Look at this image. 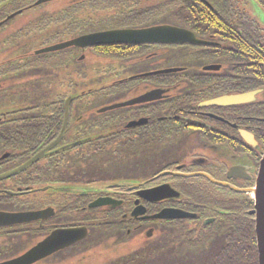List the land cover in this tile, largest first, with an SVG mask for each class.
<instances>
[{
	"label": "flooded vegetation",
	"instance_id": "af4514ba",
	"mask_svg": "<svg viewBox=\"0 0 264 264\" xmlns=\"http://www.w3.org/2000/svg\"><path fill=\"white\" fill-rule=\"evenodd\" d=\"M14 1L0 3L7 6L0 43L20 49L0 53V264H221L215 224L230 214L229 196L240 195L255 219L246 192L264 153V25L252 3L264 11V0H28L8 7ZM157 27L193 40L58 49L80 37ZM178 50L192 66L160 62ZM94 88L65 111L68 98ZM155 90L163 94L154 98ZM92 99L120 107L109 111L111 104ZM76 171L84 172L58 176ZM151 190L161 197H140ZM161 211L188 216L155 219Z\"/></svg>",
	"mask_w": 264,
	"mask_h": 264
},
{
	"label": "water",
	"instance_id": "95a60500",
	"mask_svg": "<svg viewBox=\"0 0 264 264\" xmlns=\"http://www.w3.org/2000/svg\"><path fill=\"white\" fill-rule=\"evenodd\" d=\"M51 1V0H39L36 5H39L41 3ZM192 36V37H191ZM189 38L193 40V35L189 32L180 30L178 28H170V27H157L152 28L149 30H140V31H134V30H126V31H111V32H105L95 35H89L85 37H80L78 39H75V41L63 44L62 46H58V49H61L63 47H67L70 45H78L79 43L82 45H94V44H117L121 41L127 40L130 43L134 42H160V43H182L183 41H187ZM165 71H174V70H165ZM163 94V91L161 90H155L151 93V95L154 98H159ZM70 100H67L65 102V111H67L68 103ZM119 107L117 106H110L107 108V110ZM67 112L65 113V119ZM65 123V122H64ZM132 124H129V126H132ZM58 140L50 144L46 149L39 152L36 156H34L32 159H30L26 164L20 168V170L24 169L28 165L37 162L38 160L42 159L44 157V152L50 150L54 145L57 143ZM254 199V210L251 212L255 216V241H256V247H257V253H258V264H264V154L261 158L260 164H259V171H258V177L256 179V186L252 190H248ZM163 191L159 190H151V191H143L140 194L141 198H149L151 197H161V193ZM136 210L133 212L135 214ZM183 212L180 211H161L160 214L154 216L155 219H181L184 217H187ZM38 250L36 249V252Z\"/></svg>",
	"mask_w": 264,
	"mask_h": 264
},
{
	"label": "trees",
	"instance_id": "16d2710c",
	"mask_svg": "<svg viewBox=\"0 0 264 264\" xmlns=\"http://www.w3.org/2000/svg\"><path fill=\"white\" fill-rule=\"evenodd\" d=\"M3 1L5 0H0V3ZM27 1L28 0H15L13 3L9 4L8 7L14 5L26 6L35 0H31L29 3H26ZM5 6L0 5V9L3 7L5 8ZM75 6H79V4H75ZM79 30L81 31L82 29L79 28ZM85 95H90V93ZM84 96H82V94L80 93L72 97L75 100ZM240 199V195L236 196L234 193H232L231 197L229 196L228 198V205H226V207L228 208L231 207V210H229L230 214H219V216L232 217L233 221H231L229 225H225L222 222H219L221 218L219 216H216V222H218L215 224V226L217 227L215 229L218 230L220 239L214 241L213 245L215 244L221 247L219 250V263L221 264H257L254 221L251 220L249 216H247V214L244 212V208L242 207L241 202H237ZM208 203H213L214 205L218 206H222L225 204L224 202ZM207 242L210 241L203 240L202 244Z\"/></svg>",
	"mask_w": 264,
	"mask_h": 264
},
{
	"label": "rangeland",
	"instance_id": "374dc122",
	"mask_svg": "<svg viewBox=\"0 0 264 264\" xmlns=\"http://www.w3.org/2000/svg\"><path fill=\"white\" fill-rule=\"evenodd\" d=\"M252 12L257 17L259 22L264 25V11L260 8V6L257 5L256 3H252ZM37 39L38 38H36L35 40H37ZM39 39H40V37H39ZM49 43H52V41H49ZM0 53L3 55V57L7 56V55L12 56V55H15V54H19L20 53V49L18 47H16V46L15 47H7L3 43H0ZM159 60H160V62L162 64L173 65V64L179 63L180 61H183V62L187 63L186 64L187 67L192 66V64H189L192 61V59H190L189 57H182L180 50H178L176 52H173V53L172 52H164V53H162L160 55V59ZM47 64H49V63H47ZM123 67L121 69H125ZM140 69L141 68L139 66H135L132 69V71H139ZM73 80L74 81H78L77 78H74ZM58 81H59V86L60 87L61 86H65L66 80H63L62 78H59ZM48 97H50V98L52 97V99L55 100V96L48 95ZM31 101H32V99L30 97H28L26 99V103H29ZM114 101H115L114 99H110V100H93L92 99V100H90V103L91 104H97V103H104L105 102V103H109V104L113 105L112 103H114ZM145 163H147V162H145ZM77 166L81 167V168L83 167L81 162H80V164H77ZM82 172H84V171H76V174H72V173L67 172L65 175L63 173H59L58 176H59V178L68 179L69 180L73 176L75 178H78L79 175ZM120 172L123 173V174L127 173L126 171H120ZM72 186H80L81 187V185H77V184H64L62 187H72ZM160 263H161V261H160Z\"/></svg>",
	"mask_w": 264,
	"mask_h": 264
}]
</instances>
